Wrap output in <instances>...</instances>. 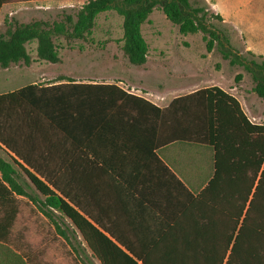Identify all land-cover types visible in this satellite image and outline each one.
<instances>
[{
	"label": "trees",
	"instance_id": "1",
	"mask_svg": "<svg viewBox=\"0 0 264 264\" xmlns=\"http://www.w3.org/2000/svg\"><path fill=\"white\" fill-rule=\"evenodd\" d=\"M48 1L56 0H0V12ZM154 10L181 35L204 34L208 53L217 46L232 65L244 66L264 101V62L247 64L227 49L228 39L210 23L222 17L190 0H90L52 22L12 20L0 34V68L30 67L32 43L36 61L59 64L55 40L86 41L96 18L111 11L123 18L124 56L142 67L149 53L142 26ZM0 150L8 158L0 157L4 256L16 257L7 243L17 197H25L64 240L80 235L100 264H264V124L219 87L160 108L115 84H30L0 94ZM114 207L124 215L142 208L149 237L141 248L118 235L109 217Z\"/></svg>",
	"mask_w": 264,
	"mask_h": 264
},
{
	"label": "rangeland",
	"instance_id": "2",
	"mask_svg": "<svg viewBox=\"0 0 264 264\" xmlns=\"http://www.w3.org/2000/svg\"><path fill=\"white\" fill-rule=\"evenodd\" d=\"M190 2L195 7H207L209 13L222 17L223 22L212 18L210 23L223 38L228 39L230 46L227 45V49L239 53L247 64L253 60L259 64L264 62V0ZM72 5L63 8L62 3L55 2L49 6L43 3L7 6L0 12V34L5 32L6 23L12 20L19 23L34 20L52 22L59 19L63 12L75 14L82 7L81 4ZM157 11L159 14L154 12L152 16L153 22L145 23L142 28L149 45L148 61L144 66H132L124 56L123 18L111 11L96 18L95 27L86 41L55 40L61 58L59 64L36 61V43L27 45L35 62L30 67L18 64L8 69L0 68V94L30 84L50 85L60 79H69L79 83L115 84L166 107L177 97L204 88L219 87L235 94L253 123L264 124V101L253 92L251 73L244 66L232 65L224 59L217 46L208 53L204 34L181 35L178 28L164 14H160L162 11ZM0 157L8 159L1 150ZM22 177L21 182L29 185L27 191L38 195L28 178L25 175ZM17 206L18 214L8 242L13 250L17 248L26 254L32 250L44 253L46 248L40 245L32 249L29 242L48 240L54 242L50 247L53 256L43 264H95L96 259L91 254L83 253L88 247L83 246L80 235L71 236L69 242L64 240L42 214L38 204L28 198L17 197ZM59 221L63 228L70 225L66 219Z\"/></svg>",
	"mask_w": 264,
	"mask_h": 264
},
{
	"label": "crops",
	"instance_id": "3",
	"mask_svg": "<svg viewBox=\"0 0 264 264\" xmlns=\"http://www.w3.org/2000/svg\"><path fill=\"white\" fill-rule=\"evenodd\" d=\"M89 1L90 0H56V1H48V2H42V3L44 5L49 6L52 3L59 2V3H62L63 8H67L68 6H73L72 4H81L83 6L84 4H86ZM68 3H69V5H68ZM16 5H23V4H16ZM9 6H11V5H9ZM5 7H7V6H5ZM5 7H3V8H5ZM154 12H157L159 14V11H157V10H154ZM154 12L149 16V19L146 23L153 22L152 16H153ZM160 14H163V13H160ZM165 18H166V16H165ZM142 28H143V26H142ZM158 94H161L159 90H158ZM229 94H231L232 96L237 98L235 96V94H233V93H229ZM137 96H140V95H137ZM140 97L144 98L145 100L153 103L154 105H156L160 108H164L163 106H161L157 102H155V101H153L147 97H143V96H140ZM158 156L170 168L168 162L166 160H164L160 154H158ZM173 173L175 174V172H173ZM150 178H152V177H150ZM157 179H159V178H156L155 180H157ZM112 210H113V213H110L109 217L111 220L117 221V223L119 224L118 228H117L118 235L121 236L127 243L132 244L136 248H141L145 244L146 240L149 237L148 231H144V229L141 228L145 225L144 224V216H143L144 212L142 211V208H137V209H133V210L128 209L126 215L122 214V212H120V209L117 207H114ZM158 222L159 221H157V223ZM143 228H145V226ZM145 234H147V235L145 236ZM63 242H65V241L63 240ZM84 243L86 244L85 241H84ZM84 243H83V246H86V248H87V244L85 245ZM29 244H31L32 249L38 248L41 245V247L46 248V251L43 253L42 251L39 252V251H33L32 250L30 252V254H26V253H23L22 250H19V249L17 250V248H15V250H13L10 247V249H12L14 251V253L17 254L18 257H13V256L7 257V256H4V254L0 251V264H24V263L28 264L29 262H30V264H39L38 261L40 262V264H43V262H48L49 261L48 258H51L53 256V253L50 250V247L53 246L54 242L48 241V240H40V241H36V242L30 241ZM88 249L89 248H87V251L83 250V253L86 255H88V254L92 255V252ZM35 254H36V256H35ZM92 257H93V255H92ZM42 259H44V261ZM93 259H96V258L93 257ZM18 260H21L23 263H21ZM94 262H95V264L100 263L98 259H96Z\"/></svg>",
	"mask_w": 264,
	"mask_h": 264
}]
</instances>
